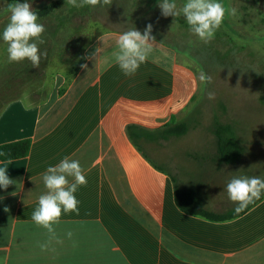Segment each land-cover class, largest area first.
I'll use <instances>...</instances> for the list:
<instances>
[{
	"label": "crops",
	"instance_id": "1",
	"mask_svg": "<svg viewBox=\"0 0 264 264\" xmlns=\"http://www.w3.org/2000/svg\"><path fill=\"white\" fill-rule=\"evenodd\" d=\"M9 16L0 19V44ZM121 33L88 43L80 60L87 68H65L35 98H12L1 108L0 145L29 139L31 148L8 165L14 183L0 188V264H264V192L243 214L223 221L188 214L177 203L179 189L210 212H234L238 202L213 197L210 187L215 173L246 167L245 150L240 162L222 167L216 147L181 150L175 161L164 153L165 168L143 145L152 142L137 147L131 140L129 126L156 132L183 122L200 81L180 52L154 35L152 53L126 76L114 55ZM65 157L79 161L87 183L74 193L78 213L61 206L50 233L32 214L39 197L50 194L43 174ZM193 165L202 181L185 168ZM57 174L65 175L66 189L75 183L74 176Z\"/></svg>",
	"mask_w": 264,
	"mask_h": 264
},
{
	"label": "rangeland",
	"instance_id": "2",
	"mask_svg": "<svg viewBox=\"0 0 264 264\" xmlns=\"http://www.w3.org/2000/svg\"><path fill=\"white\" fill-rule=\"evenodd\" d=\"M54 1L62 2V7L48 17H38L37 21L45 27L41 37L44 43L29 41L37 43L41 52H47V59L41 56L39 68L32 67L28 60L9 62L8 44H0V110L12 98H35V91L50 82L55 73L78 66L85 47L97 35L132 29L143 33L150 23L153 26L150 35L174 44L198 74L203 71L211 77V83L200 82L196 100L183 114V122L189 126L186 135L143 144L144 147L158 164L169 168L161 155L165 153L168 161H175L182 158L178 155L181 150L215 148L216 124H230L246 152L243 164L247 165L241 171L231 172L227 168L215 173L211 195L230 203L227 184L232 179L264 180V0H216L226 10L235 8L237 12L232 16L226 11L223 23L207 43L185 24L182 8L187 0H175L179 15L167 17L158 6L162 0H153V7L151 0H113L110 6L81 8L71 6L67 0H28L34 11ZM9 4L12 3L0 2V19L10 14ZM209 93L214 98L210 99ZM185 168L197 173L202 181L201 169L195 165Z\"/></svg>",
	"mask_w": 264,
	"mask_h": 264
},
{
	"label": "clouds",
	"instance_id": "3",
	"mask_svg": "<svg viewBox=\"0 0 264 264\" xmlns=\"http://www.w3.org/2000/svg\"><path fill=\"white\" fill-rule=\"evenodd\" d=\"M113 0H67L71 6L81 8L84 6H104L111 5ZM161 9V14L167 16H177L175 0H162L158 5ZM10 12L9 22L3 30V40L8 44L7 53L9 62L19 63L24 60L31 62L32 67L39 68L41 64V56L47 58V52H41L37 43H29L35 39L40 44L44 43L41 38L45 32L43 24L38 23V15L31 7L28 0L8 5ZM235 16L237 10L235 8L225 7L216 0H187L183 5L182 12L186 18L187 24L190 26V31L194 33L200 40L209 42L214 38L215 32L223 23L225 13ZM152 24H148L141 34L140 31L132 29L121 33L117 40L119 48L118 53H114L115 62L127 75L134 74L144 63L148 56L152 53L153 48L149 40H155V37H150ZM81 68H87L86 64H81ZM199 81L207 85L211 83V77L203 71L199 74ZM209 98H214L213 93H209ZM0 155H7L0 152ZM12 163L8 159L0 163V188L5 190L14 183L7 174L8 165ZM48 174H43V182L50 194L41 195L38 200V207L32 214V221L39 227L47 229L48 232H53L52 224L58 222L61 216V206L64 212H77L78 201L74 196L77 191V186L85 185L87 179L83 174L79 161L73 160L69 162L67 157L60 161L58 166H49ZM67 173L75 177V183L70 188L65 186L68 181L63 174ZM264 190V180L259 178L251 179H232L227 184V192L229 198L233 202H238V207L234 209L235 214L243 212L249 204H253L260 199L261 192ZM14 195V193H12ZM8 211V208L4 209ZM73 233L69 231L67 237L71 239ZM61 242V241H58ZM41 250H47V244L39 245Z\"/></svg>",
	"mask_w": 264,
	"mask_h": 264
},
{
	"label": "trees",
	"instance_id": "4",
	"mask_svg": "<svg viewBox=\"0 0 264 264\" xmlns=\"http://www.w3.org/2000/svg\"><path fill=\"white\" fill-rule=\"evenodd\" d=\"M19 1H23V0H19ZM151 1L152 4L150 6L153 7L152 6L153 0ZM61 7H62V2L54 1L48 4L43 9L36 11V13L38 17L44 18L52 15L56 10H58ZM138 8H141V6L140 7L138 6ZM185 24L188 27H190L187 23ZM167 44L177 48L176 46H174V44H170V43ZM47 61L48 60H46V62ZM82 62L77 66L76 70L81 68L80 65L83 64ZM54 64L58 65L57 62H55ZM25 74L28 75L27 73ZM188 131H189V126L187 125L186 122H175V121L165 125L161 130L156 132H150L134 125L128 127L129 136L137 147L139 142L143 140L149 142H155L157 140H170L171 138H180L186 135ZM214 133L216 136V148L218 149V155H217L218 162L223 165L225 164L234 165L240 162V160L243 157L244 148L240 144V141L237 138L235 127L230 124L217 123ZM30 148H31V140L29 139L0 145V152L7 154V155H0V159L2 161H6L8 159L15 160V159L25 158L26 156H28L30 152ZM157 168L160 169L159 167ZM176 197L179 207L184 212L191 215L202 216L210 220L223 221L237 217L246 211L245 209L243 212L239 214H235L234 212L230 214H217L206 210L204 208L203 202L199 198L192 196L189 193H184L181 190L177 189Z\"/></svg>",
	"mask_w": 264,
	"mask_h": 264
}]
</instances>
